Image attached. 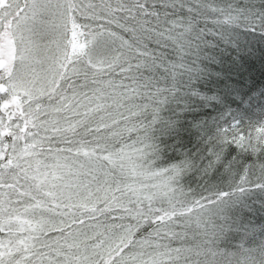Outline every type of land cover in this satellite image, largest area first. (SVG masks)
<instances>
[{"label":"snow or ice","instance_id":"1","mask_svg":"<svg viewBox=\"0 0 264 264\" xmlns=\"http://www.w3.org/2000/svg\"><path fill=\"white\" fill-rule=\"evenodd\" d=\"M262 4L0 0V264H264Z\"/></svg>","mask_w":264,"mask_h":264},{"label":"trees","instance_id":"2","mask_svg":"<svg viewBox=\"0 0 264 264\" xmlns=\"http://www.w3.org/2000/svg\"><path fill=\"white\" fill-rule=\"evenodd\" d=\"M258 6H264L258 5ZM238 48L236 44L231 47L221 46L220 50L223 52L224 57H231L237 61L241 71L245 73L243 77V90L256 84L257 91L264 89V36L260 34H244L239 36ZM226 67H232V60H225ZM233 80H239L241 77L238 73H231ZM235 108V105L232 106ZM248 105H242V109H247ZM241 115L247 121L249 119H259L261 114L255 108L248 111H241ZM251 159V157H249ZM257 201V197L250 198L249 203L252 205L254 210L245 208L243 210L247 219L251 220L253 224L264 223V209H261L260 204ZM255 202V203H254Z\"/></svg>","mask_w":264,"mask_h":264}]
</instances>
